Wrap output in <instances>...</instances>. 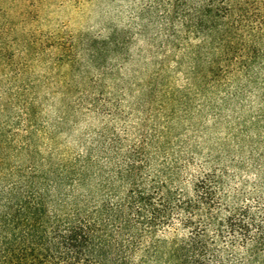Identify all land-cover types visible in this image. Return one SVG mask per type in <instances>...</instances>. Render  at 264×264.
I'll return each instance as SVG.
<instances>
[{
	"label": "trees",
	"instance_id": "1",
	"mask_svg": "<svg viewBox=\"0 0 264 264\" xmlns=\"http://www.w3.org/2000/svg\"><path fill=\"white\" fill-rule=\"evenodd\" d=\"M168 5L157 46L173 52L185 84L174 88L159 62L133 96L137 139L104 126L66 154L42 153L31 135L19 144L0 134V264H264V162L251 157L260 171L251 190L245 180L232 186L240 178L232 164L199 172L187 187L190 162L173 158L169 140L171 120L205 111L219 123L254 98L260 107L240 131L264 123V0ZM149 40L153 53L158 37ZM89 97L77 106L114 117Z\"/></svg>",
	"mask_w": 264,
	"mask_h": 264
},
{
	"label": "rangeland",
	"instance_id": "2",
	"mask_svg": "<svg viewBox=\"0 0 264 264\" xmlns=\"http://www.w3.org/2000/svg\"><path fill=\"white\" fill-rule=\"evenodd\" d=\"M170 1L0 0V134L19 144L31 135L42 153L52 148L66 154L78 152L88 133L104 126L137 139L143 125L141 114L133 110V96L143 95L150 76L160 70L159 62L165 61L168 73L163 74L171 77L174 88L185 84L175 71L173 52L157 46L166 39L157 31L164 25L165 10L172 12ZM153 35L158 41L152 53ZM113 38L128 43L121 49L112 44ZM79 96L101 98L104 108L116 114L110 119L88 112L77 106ZM259 107L254 98L251 108L246 104L238 114L225 111L219 123L205 111L168 123L173 126V158L190 162L185 186L203 170L232 164L240 177L232 186L240 187L245 180L253 188L260 171L251 157L264 162V123L247 132L240 129L248 124L243 119L250 120L251 110ZM147 122L162 120L150 117ZM243 159L253 166L240 168ZM257 190L264 197V187Z\"/></svg>",
	"mask_w": 264,
	"mask_h": 264
}]
</instances>
